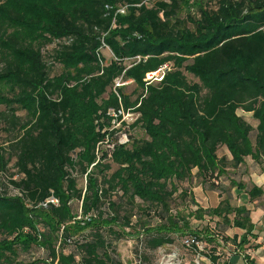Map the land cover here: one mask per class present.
Segmentation results:
<instances>
[{
	"label": "trees",
	"instance_id": "trees-1",
	"mask_svg": "<svg viewBox=\"0 0 264 264\" xmlns=\"http://www.w3.org/2000/svg\"><path fill=\"white\" fill-rule=\"evenodd\" d=\"M49 42L59 44V75L43 61ZM0 65L9 88L0 104V264H38L35 251L50 264H120L116 242L128 237L152 251L189 235L203 253L216 236L239 250L249 243L247 205L264 192L229 170L244 176L247 160L264 164V0H217L212 9L203 0H0ZM167 65L161 81L144 82ZM116 81L133 82L139 95L113 90ZM127 111L143 138L105 160L108 114L121 124ZM219 178L238 206L228 194L202 208L182 186ZM51 198L57 204L43 207ZM205 218L218 220L216 233L191 227ZM228 228L244 231L238 242L222 235Z\"/></svg>",
	"mask_w": 264,
	"mask_h": 264
},
{
	"label": "rangeland",
	"instance_id": "rangeland-1",
	"mask_svg": "<svg viewBox=\"0 0 264 264\" xmlns=\"http://www.w3.org/2000/svg\"><path fill=\"white\" fill-rule=\"evenodd\" d=\"M152 1V0H149ZM195 1V0H194ZM203 2L205 4H207L208 7L215 8L216 2L217 0H203ZM117 13H119L120 15H123L125 13V8L121 7L117 10ZM186 15V12H182L181 17L184 18ZM45 43V42H43ZM42 43V44H43ZM37 42L36 44H33L34 47H39ZM58 42H53V43H48V44H44L41 46L40 50H41V54L43 57V61L46 64L50 75L54 76V75H59L60 73H62L63 69L61 66L57 65V64H52V51L58 47ZM100 57L101 59H103V61L108 62L110 61V59H112V55L109 51V49L107 47H102L100 49ZM127 63V62H126ZM1 67V65H0ZM162 70H164V73L170 71V66H164L161 68ZM184 75L186 76L187 80L190 82H198L196 79H194L192 76L184 73ZM147 75L145 76L144 82L146 81H155L154 79H150V80H146ZM157 77H160V74H158ZM149 82V83H151ZM147 84V82H146ZM117 87H122V91L123 94L126 96H129L130 99L133 101L140 93V89L136 87V85L129 81V82H125V83H121V81H116L114 86H113V90ZM9 95V88L8 86H5L3 84V82L0 81V104L2 103V97H8ZM0 110H2V105H0ZM122 114V113H121ZM17 115L19 117H21L22 119L25 118V112L23 111H18ZM109 117L111 118L109 126L104 128L102 130V134L104 135V137L102 138V143L100 146V155L102 153H105L106 158L105 160H109V158L111 157L110 155L112 154L115 146L118 145H128L130 144L132 141H134L135 139H139V138H143V133L141 132V130L138 127L135 128H131V126L134 124L135 119H136V115H134L132 112L127 111L122 115V119H121V124H116L115 122V114H113L112 112H110ZM237 115L240 117H243L245 120L248 121L249 124H251L253 127L255 126V122L254 120L251 118V115L249 114H245L241 111L237 112ZM6 143V136L2 135L0 138V144ZM226 152L224 150H222V152H219V156H221L222 154H225ZM13 163V162H12ZM12 163L10 165H8V169L10 172L14 173V169L12 166ZM247 165L248 166H255L256 164H253V162L251 160H247ZM264 165V164H263ZM258 166V165H256ZM260 167V166H259ZM115 170V166L112 165V169L110 172H113ZM249 171V169H248ZM247 171V172H248ZM230 173H233L231 176L235 181L238 182H243L245 184H249L248 181L246 180L247 177L246 176H238V173H234L231 170H229ZM17 176H15L16 178ZM17 179V178H16ZM247 181V182H246ZM7 183L6 179L0 176V189H2V184ZM85 183V178H78V187L82 188L84 186ZM198 182L193 180L191 185L188 183H184V185H182L184 188L186 189H191L195 201L197 202V204L202 207V208H211V207H215L218 203L219 200H223L228 194L230 196V203L234 206H238L240 204V202L238 201V197H235L234 194V189H230L229 188V182L224 179V178H219V179H215V180H210L208 181L205 185H198ZM216 188L217 185L218 187H222L225 192L223 191L222 193H220V190H211V186H213ZM9 191L7 190V193ZM10 195L11 194H15L14 192H12L10 190ZM264 200V199H263ZM253 204H251V206L249 207L250 212H252V210H254L253 208ZM183 207L180 205L179 209H182ZM190 210H194L195 206L191 205V207H189ZM137 216L141 215V213L138 211ZM136 216L133 217V221L135 220ZM206 222L204 223H196L193 222L191 224V227L193 229H203L205 227H207V229L209 231H212L213 233H216V224L219 223L218 220L216 218H205ZM153 224H155V222H153ZM135 236V235H134ZM142 239V237H140ZM139 238V240H140ZM181 238L182 237H177L174 241V243L172 244V247H168V246H164L162 248H159L157 250H148L146 249L143 245H140V241L136 239V237H128L125 239H121L118 242H116V259L120 264H161L163 262L162 260V256L163 255H167L171 252H175L178 255V258L180 259V255H182V259L186 258V260L188 262H190L192 260V254H190L189 252L186 253L184 252V248L181 246ZM68 251H71L70 249H67ZM32 257H34L35 260H39L38 264H50V262L47 260L45 262V260L47 259L46 255L44 254L43 251H35L33 252ZM191 257V258H190ZM21 261L24 262H32V260H30V258L28 257V255H21Z\"/></svg>",
	"mask_w": 264,
	"mask_h": 264
},
{
	"label": "crops",
	"instance_id": "crops-1",
	"mask_svg": "<svg viewBox=\"0 0 264 264\" xmlns=\"http://www.w3.org/2000/svg\"><path fill=\"white\" fill-rule=\"evenodd\" d=\"M250 115V114H249ZM246 173L248 183L260 188L264 192V165L248 166ZM246 181V182H247ZM241 197L238 196L240 202ZM254 210L250 212V221L253 225L252 237H247L249 243L237 249L230 240L223 242L220 236L214 237L213 244L206 245V252L200 256L199 264H246V260L254 264H264V200L260 199L252 203ZM251 204H248L249 208ZM251 210V209H249ZM244 234V231L235 228H228L223 231V236L232 239L236 236L237 242ZM168 247H172L169 245ZM184 252L192 254V260L188 262L186 258L181 260L182 264H190L195 259V254L190 250L183 249ZM190 257V258H191ZM182 255H180V259ZM215 258V261L212 259Z\"/></svg>",
	"mask_w": 264,
	"mask_h": 264
},
{
	"label": "built area",
	"instance_id": "built-area-1",
	"mask_svg": "<svg viewBox=\"0 0 264 264\" xmlns=\"http://www.w3.org/2000/svg\"><path fill=\"white\" fill-rule=\"evenodd\" d=\"M158 74H160V77H157ZM163 74H164V70H162L160 68L159 70H157L154 73L147 74L146 80L154 79L155 81H153V82H159V81H161ZM146 82L149 83L151 81H146ZM116 124H118V123H116ZM47 204L56 205L57 201L55 199L51 198V199L47 200L42 206L46 207ZM181 246L185 250L193 249L194 253H195V259L190 264H199V260H200V256H201L200 254H202L205 251L203 243L201 241H199L196 237L189 235V236H186L185 238L182 239ZM162 260H163V262L161 264H182L181 260L178 258V255L175 252H171L167 255H163Z\"/></svg>",
	"mask_w": 264,
	"mask_h": 264
}]
</instances>
